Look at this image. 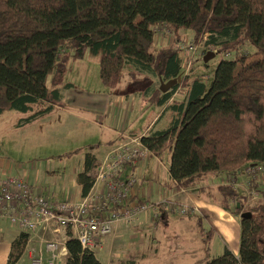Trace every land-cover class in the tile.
<instances>
[{
	"label": "trees",
	"instance_id": "16d2710c",
	"mask_svg": "<svg viewBox=\"0 0 264 264\" xmlns=\"http://www.w3.org/2000/svg\"><path fill=\"white\" fill-rule=\"evenodd\" d=\"M162 27L172 41L157 48L156 28ZM188 30L205 53L214 49L231 56L219 62L209 85L182 75L179 45ZM248 44L255 53H247ZM86 55L98 60L105 89L116 90L126 77L133 87L146 82L149 104L165 107L161 116L173 110L165 128L140 136L151 155L171 153V189H194L209 176L232 181L250 165L263 166L264 0H0V115L29 112L24 121H33L62 106L70 64ZM177 77L180 83L164 94L153 88V79ZM178 87L185 90L183 98L169 103ZM96 147L84 152L77 175L83 197L94 185ZM215 192L224 210L252 215L240 218L239 257L226 245L212 256L206 246L201 264H264V188L256 205L233 185L219 184ZM195 219L209 244L213 230L204 224L210 217L202 212ZM67 234L65 264H102L70 229ZM29 240L28 232L19 233L7 264L22 258Z\"/></svg>",
	"mask_w": 264,
	"mask_h": 264
},
{
	"label": "crops",
	"instance_id": "0c3cea01",
	"mask_svg": "<svg viewBox=\"0 0 264 264\" xmlns=\"http://www.w3.org/2000/svg\"><path fill=\"white\" fill-rule=\"evenodd\" d=\"M168 39L170 40V37L167 35L158 33L155 36V43L163 44ZM85 58L86 56L78 61L85 60ZM71 70L73 69L70 66L66 75L70 72H75L77 77L65 81V83L70 86L64 91V104L60 107H56L53 111L57 110L65 113L69 115L68 117L70 119L77 120L80 124L84 122L87 126V130L88 128L92 130L89 136H93L94 134L98 135V137L95 138L97 142H90L94 143L90 145H94L93 147H98V145L102 144L106 145L104 155L101 158L97 157L99 163L103 160L107 152L118 143L120 138L127 136H143L149 129L158 126L163 117L161 115L165 107L149 104V100L144 97L145 89L141 91L137 88L128 91H123V89L121 92H108L101 84L99 65L95 63L86 66H76L74 67V71ZM127 83H129L128 79ZM152 83L154 89L161 85L160 79H153ZM123 84L125 83H122V85ZM175 91L177 92L174 96L172 95L169 103L173 100H181L185 94V90L182 87H178ZM109 94H116V96L110 97ZM133 96L144 97L145 105L156 106V108L160 109L150 122H148L146 129L142 132L129 130L130 125L128 124V119L131 118L132 112L130 108L128 109L127 104L129 99ZM46 116L47 115L39 117V119L45 118ZM95 150L96 148L93 149L94 154ZM73 153L75 152L68 153L67 155ZM163 154H150L142 165H126L119 174V178L122 180L132 175L138 177V183L131 195L133 201L160 202L168 192L173 190L168 186V184L171 183V178L169 166H163L161 159ZM83 161L79 167H75L72 172H68L69 174L66 175L67 172H64L65 174L54 173V166L47 162H36V165L30 163L25 166L23 164L13 163L9 160L0 159V173H5L8 176L17 177L28 182L35 192L45 195L50 201H78L83 197L81 194V186L77 178L78 173L83 170ZM252 166L253 165H250V167ZM246 170L247 168H244L243 172L232 181H236V183L240 185L239 190L241 195L247 197L249 200L248 203L251 204L253 197L252 193L264 188V170L257 181H253V179L248 176ZM50 177H55L53 180L56 182L50 184ZM209 178H206L196 188L185 190V192L180 193L176 199V201L181 204L196 205L202 212L208 214L210 221L208 222L207 220L205 222L206 228H211L213 230L209 244L206 245L204 238L201 236L199 226H197L198 224L195 225V223H197L195 217L188 218L177 214L175 215L170 211H160L155 219L145 214L136 222H120L114 225L112 233L103 239V247L98 251L99 254L102 253L106 258L108 257L104 248L107 246L106 244L111 243L115 237L116 239L123 238L127 246L131 245L133 250L136 253L139 252V254L141 250L146 248L152 249L155 257L153 260H148L147 264H171L168 262V259L171 256L169 252L173 250V248L183 249L185 247L184 249L189 252L192 251L193 247L191 246L194 245H200L202 247V258L198 261V264H201L202 261L204 262L205 260L206 246L209 248L212 256H220L226 245L237 257H239L241 238L240 217L224 210L218 204L221 196L215 192V188L219 184L228 182L229 179L226 175L218 176L216 180H208ZM248 183L251 185L248 186ZM101 191L102 185L100 184L94 186L92 190L95 194ZM130 226L131 232H128L126 228ZM20 232L22 231L16 227H12L7 219L0 218V264L8 263L11 243ZM29 234L30 240L26 249L28 264H30L31 259L38 255L40 251L43 253L45 264H48L50 254L45 250L46 244L56 242L66 247V242L69 239L67 229L58 228L55 224H51L45 228H39ZM98 252L95 254L98 255ZM159 256L164 259L159 258ZM145 257L146 256L142 254L138 256V258H142L144 262L146 261ZM66 258L67 255L62 256L58 264H65ZM98 259L100 260L99 257ZM120 261L123 260L119 259L118 262ZM107 263L114 264V261L109 259ZM182 263L183 262H176V264ZM102 264L106 263L102 262Z\"/></svg>",
	"mask_w": 264,
	"mask_h": 264
},
{
	"label": "built area",
	"instance_id": "2783aa9c",
	"mask_svg": "<svg viewBox=\"0 0 264 264\" xmlns=\"http://www.w3.org/2000/svg\"><path fill=\"white\" fill-rule=\"evenodd\" d=\"M158 33L167 35L170 42L172 41L165 27L158 28L156 34ZM200 48L202 46L192 41L185 40L180 43L184 77L191 75V69L198 61ZM201 78L206 81V77ZM149 155L150 152L142 144L140 136L120 138L97 167L93 188L100 184L102 191L95 194L92 188L88 195L78 201H50L45 195L35 192L28 182L0 173V218L7 219L12 227L29 233L51 224L70 229L83 249L96 253L102 249L103 239L112 233L117 223H133L145 214L155 219L160 211L176 212L183 217H202V210L198 206L176 201L177 196L185 190H172L160 202H136L131 199L138 177L132 175L122 180L119 174L126 165H142ZM246 172L253 181H257L263 168L249 167ZM221 184L240 187L236 181ZM252 194L251 204L256 205L260 201L259 192ZM45 250L50 254L48 264H58L62 256L67 255L66 247L56 242L47 243ZM30 264H45L42 251L31 259Z\"/></svg>",
	"mask_w": 264,
	"mask_h": 264
},
{
	"label": "rangeland",
	"instance_id": "374dc122",
	"mask_svg": "<svg viewBox=\"0 0 264 264\" xmlns=\"http://www.w3.org/2000/svg\"><path fill=\"white\" fill-rule=\"evenodd\" d=\"M158 28H156V31ZM193 33L191 31H185L183 34V41H191ZM170 40H166L163 44H156L157 48L168 46ZM247 53H255V48L248 44L245 48ZM214 51V49H211ZM205 53L204 48H200L198 52V61L193 65L192 75L198 77H206V84L209 85L214 78L215 70L217 65L222 59H228L231 56H226L223 53L214 52V57L209 60L208 63L204 62ZM98 64V60L94 57L86 55L85 60L77 61L71 63L70 66L74 71L76 66H86L92 64ZM99 65V64H98ZM75 72H70L65 76V80L76 78L77 74ZM127 77L125 78L122 86L114 90L113 93L128 91L131 89H140L143 90L147 83L133 87L127 83ZM129 80V79H128ZM49 85V82H48ZM125 85V86H124ZM50 86V85H49ZM113 91V90H111ZM110 92V90H108ZM113 97L116 94H109ZM145 98L141 96H133L129 99L127 104L128 109H131V118L128 119V124L130 125L129 130L144 131L148 122L155 116L156 112L160 109L156 106L145 105ZM30 116L29 112H21L17 110H8L0 115V159L9 160L13 163H19L27 166L30 163L36 165V162H47L54 166V173H63L67 172L68 175L73 171L75 167H79L83 161L84 152L91 147L90 142H97L95 138L98 135L94 134L89 136V133H92L91 128L87 130V126L84 122L81 124L74 119H70L65 113L59 111H52L47 114L45 118L35 119L33 121H24ZM173 116V110L167 111L162 119L160 120L157 128H164L169 124ZM35 121V122H34ZM24 122V123H22ZM34 122V123H33ZM91 140V141H89ZM94 146V145H92ZM105 144L98 145L95 150V154L98 158H101L105 153ZM78 152V154L76 153ZM75 152L73 156H67L68 153ZM163 166L170 165V152L166 151L162 156ZM264 170V164H263ZM69 172V173H68ZM224 176V175H221ZM210 177V178H209ZM208 180L214 179L217 177L209 176ZM212 177V178H211ZM215 177V178H214ZM55 178V177H53ZM50 177L49 183L56 182ZM48 187V186H47ZM177 214L176 212H171ZM179 215V214H177ZM180 216V215H179ZM197 225V223H195ZM198 226V225H197ZM206 228V224H204ZM128 229V232H131V226ZM107 246L104 248L107 258L104 254H99L98 257L100 260L106 264L108 260L114 261V264H119V259L123 261L134 260L135 264H147L148 260L154 259V251L152 249L141 250V253L135 252L131 245L127 246L126 241L123 238L116 239L111 243H107ZM190 248L192 251H186V249H176L173 248L169 253L171 256L168 259V262L171 264H176V262H183L182 264H198V261L202 258V247L200 245H194ZM145 255V262L142 258H138L139 255ZM169 256V255H167ZM120 257V258H118ZM143 257V256H142ZM138 258V259H137ZM161 258V256H159ZM167 258V257H166ZM164 259V258H161ZM203 262V261H202ZM17 264H28L27 254L22 256Z\"/></svg>",
	"mask_w": 264,
	"mask_h": 264
},
{
	"label": "water",
	"instance_id": "95a60500",
	"mask_svg": "<svg viewBox=\"0 0 264 264\" xmlns=\"http://www.w3.org/2000/svg\"><path fill=\"white\" fill-rule=\"evenodd\" d=\"M214 57V52L209 51L205 56H204V62L208 63L210 59H212ZM181 77H177L176 79H172L169 80L167 82L161 81V85H160V90L163 93L168 92L169 90H171L174 86H176L178 83H180ZM237 207H239V205H237ZM252 214L250 212H244L241 213L240 218L244 219V218H248L250 217Z\"/></svg>",
	"mask_w": 264,
	"mask_h": 264
}]
</instances>
